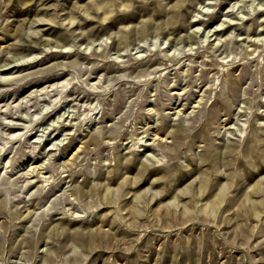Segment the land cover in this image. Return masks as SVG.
Listing matches in <instances>:
<instances>
[{
    "label": "clouds",
    "instance_id": "clouds-1",
    "mask_svg": "<svg viewBox=\"0 0 264 264\" xmlns=\"http://www.w3.org/2000/svg\"><path fill=\"white\" fill-rule=\"evenodd\" d=\"M12 3L11 62L70 55L0 115V264H264V0H74L58 40Z\"/></svg>",
    "mask_w": 264,
    "mask_h": 264
},
{
    "label": "rangeland",
    "instance_id": "rangeland-1",
    "mask_svg": "<svg viewBox=\"0 0 264 264\" xmlns=\"http://www.w3.org/2000/svg\"><path fill=\"white\" fill-rule=\"evenodd\" d=\"M48 5H54L55 7H49L46 10L41 9L39 11V17H44L45 19L50 18V14L53 11L60 12L61 15L67 16L68 10L73 6L74 0H46ZM80 3H83L84 0H79ZM225 5L221 4L220 8L217 9V13L224 9ZM47 13V14H46ZM216 13H213L215 16ZM38 11L36 4H30L28 7L21 10L19 8V0H13V3L8 6L7 10L4 12V17L9 21V24L6 26L8 28H12L14 31L15 28L20 27L22 20H32L37 18ZM92 22H89V24ZM194 23L200 24L201 21H195ZM210 24H215L217 21L210 20ZM74 28H78L79 25H73ZM39 29L40 35L46 37L49 40H58L63 32V29L56 24H49L48 20L40 21L35 25L34 30ZM227 27L221 28L220 31L227 32ZM0 89L4 91L0 93V115L4 114L5 106L9 104H14L17 107L25 101H28V98L31 96L33 92H41L46 88H53L59 84H62L63 81L54 78L51 75L40 76V77H32L31 74L38 72L42 69L49 67L50 64L56 63L57 60H63L65 57H68L70 53L68 51L60 52L58 48L54 45L52 50L47 52L44 55H41L42 49L36 44H21L16 49L12 51V55H17L19 53H30L32 54L29 57H21L19 61L13 63L10 60V56L3 53V49H5L8 45L12 44L16 39L13 35H6L4 31H0ZM34 39H39L34 38ZM61 42H63L61 40ZM111 43V41H110ZM32 57H36L33 59ZM7 63V66L4 64ZM7 68V70H4ZM28 76L29 78L24 80L23 77ZM22 81V82H20ZM42 102L46 103L47 100H42ZM30 103V102H29ZM57 111H59L57 109ZM55 113H53L54 115ZM9 120H12L10 116ZM21 117L14 118L13 123L8 127L9 132L18 133L22 131L19 126V122ZM260 181V187L258 188V192H264V177H257L254 181H252L249 185L253 184L255 181ZM253 189L252 187H250ZM258 197L254 194L252 199H257ZM243 199V198H242ZM246 201L238 202L234 207H237L241 210V212L246 211ZM147 236L143 237L140 241L141 244L144 243ZM163 264V261L161 262Z\"/></svg>",
    "mask_w": 264,
    "mask_h": 264
},
{
    "label": "bare ground",
    "instance_id": "bare-ground-1",
    "mask_svg": "<svg viewBox=\"0 0 264 264\" xmlns=\"http://www.w3.org/2000/svg\"><path fill=\"white\" fill-rule=\"evenodd\" d=\"M36 19V18H35ZM50 18H48V19H45L44 17H40V21H43V20H49ZM32 54H30V53H19V54H17L16 56H18V57H24V58H26V57H29V56H31ZM5 65V64H4ZM4 70H7V68H4ZM250 187H252L253 189H255V190H257L258 191V188L260 187V181L259 180H257V181H255L253 184H251V186Z\"/></svg>",
    "mask_w": 264,
    "mask_h": 264
}]
</instances>
